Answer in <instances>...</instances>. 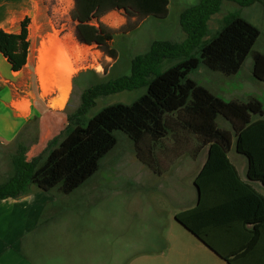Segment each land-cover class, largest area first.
<instances>
[{
    "label": "trees",
    "instance_id": "trees-1",
    "mask_svg": "<svg viewBox=\"0 0 264 264\" xmlns=\"http://www.w3.org/2000/svg\"><path fill=\"white\" fill-rule=\"evenodd\" d=\"M72 1L70 18L75 22L76 40L95 45L111 59L117 58V51L111 46L113 32L98 22L100 17L112 10H122L127 19L135 18L133 24L127 25L132 30L145 18H165L169 5V0ZM222 1L201 0L179 15L180 26L187 35L185 42L152 41L147 51L132 57L128 75L85 88L62 133L40 154L26 160V147L19 144L10 159L12 174L0 183V201L16 199L30 186L43 192L58 189L64 195L73 192L97 172L100 160L114 147V131L126 134L134 143L140 162L156 172H160L162 163L154 150L165 149L162 142L166 139L177 141L178 136L189 134L198 144L192 151L181 145L172 146L173 159L169 163L187 151L195 156L204 147L208 149L207 157L194 179L199 203L177 213L175 218L229 264L252 252L264 256V196L239 179L227 156L234 136L235 151L247 160V179L264 187V107L253 97L245 102L223 101L189 77L201 65L232 76L250 55L253 77L264 81V54L252 50L260 32L249 21L237 13H228L219 29L203 40L206 22L219 10ZM231 1L244 6L260 0ZM92 20L98 22L97 26ZM28 24L25 17L18 33L0 28V54L12 71H20L27 63ZM164 62L171 64L163 67ZM136 88L144 91L131 103L106 105L85 121L84 114L97 97ZM172 115L175 127L169 128L166 118ZM219 115L229 123L232 132L218 127ZM145 139L150 142L146 148L142 145ZM204 214L211 218L225 216L228 235L237 232L242 244L227 250L225 256L220 253L202 233ZM253 242L259 247L252 248Z\"/></svg>",
    "mask_w": 264,
    "mask_h": 264
},
{
    "label": "rangeland",
    "instance_id": "rangeland-1",
    "mask_svg": "<svg viewBox=\"0 0 264 264\" xmlns=\"http://www.w3.org/2000/svg\"><path fill=\"white\" fill-rule=\"evenodd\" d=\"M200 1L169 0L165 18H147L131 34H118L112 46L117 51L115 59L107 57L96 47H87L83 53L75 57H67L64 52L53 50L54 47L51 50L46 45H43L38 59L31 54L30 59L38 64V76L47 93L51 92L52 95L55 92L60 93L67 86L72 94L68 109L63 114L50 115L54 128L49 129L51 136L42 145L37 146V141L44 131L36 117L23 126L11 142L0 143V183L12 174L10 159L16 153L19 144L26 147L25 157L26 160H30L40 154L54 137L62 133L68 123V116L78 108L80 95L85 88L128 75L132 57L147 51L152 41L185 42L187 35L180 26L179 15ZM40 5L43 9L42 24H35L30 30V44L33 47L38 46L40 40L38 34H47L45 44L58 43L57 22L67 20L70 15L69 0H40ZM231 12L237 13L258 28L260 34L252 50L264 54V0L244 6L235 1L223 0L219 10L206 22L207 33L203 40L211 37L219 29L222 19ZM53 62L58 65L53 67ZM170 64L164 62L163 67ZM62 73L68 75V83L61 80ZM76 73L77 77L73 83L72 76ZM24 75L21 84L23 92L30 90L33 83L38 84L37 75L29 73L27 68ZM189 77L223 101L245 102L253 97L264 107V81L253 77L250 55L239 71L232 76H225L201 65L192 70ZM38 91L41 92L39 85ZM143 91V88H136L99 96L84 114V119L86 121L106 105L129 104ZM51 105L56 107L57 100L53 99ZM173 117L174 115L166 118L169 128L175 127ZM216 123L218 127L232 132L229 123L222 116L217 117ZM113 134L116 143L100 160L97 172L73 192L64 195L58 189L43 192L35 186H30L28 191L18 198L0 201V261L23 257L27 262L58 264L64 257L72 261L80 258L86 260L87 264L93 262L110 264L113 258L119 261L124 259L134 245H143L142 247L147 248L149 245L152 246L151 235L154 229L151 225H155L156 222L151 217H145L143 196L147 194L151 197L150 200L158 202L161 199L158 196L160 191L155 184L154 175L137 158L134 143L121 131H114ZM146 143L149 145L150 142L147 139L142 142L145 148ZM197 144L195 137L183 134L178 136L177 141H172L171 138L164 140L162 145L165 149L156 148L154 151L161 163H169L170 159H173L172 146L181 145L192 151ZM205 150L203 149L196 159H192L187 151L175 160V164L163 177L177 179L182 176L183 181H187L188 176L185 177V172L190 175L191 170L195 174L202 159L201 155L206 156ZM228 157L236 166L241 179L246 181V159L236 153L234 136ZM242 164L245 171L240 168ZM145 180L147 181L144 184ZM183 181L176 182V185L186 188ZM261 192L264 194V190ZM18 223L20 226L15 225ZM174 226L172 221H169L164 236L167 234L170 236L177 251L182 250L181 247H184V251L189 250L186 243L194 245V242Z\"/></svg>",
    "mask_w": 264,
    "mask_h": 264
},
{
    "label": "crops",
    "instance_id": "crops-1",
    "mask_svg": "<svg viewBox=\"0 0 264 264\" xmlns=\"http://www.w3.org/2000/svg\"><path fill=\"white\" fill-rule=\"evenodd\" d=\"M69 5L71 11L73 8L72 0H69ZM42 11L40 0H0V28L5 32L18 33L21 21L25 17L29 19V53L25 66L20 71H12L9 63L0 54V143L3 144L11 142L21 131L23 126L28 124L33 117H36L39 119L41 128L44 131L39 141H37V146L42 145V143L51 136L49 129L54 128V125L51 124L50 115L63 114L69 106L72 94L71 90H68L67 86H65V89L60 93L55 92L54 95H52L51 92L47 93L43 88L44 84H41L38 76V64L33 63L34 61L30 59L31 54L38 59L39 54L42 52L43 45H46V47L51 50L52 47H54L53 50L62 51L67 57L79 56L87 47L95 48V45H84L76 40L74 35L75 22L71 20L70 15L67 20L65 19L57 22V26H59L58 33L56 34L58 43L45 44L47 34H38L40 37L38 46L33 47L30 44V30L35 24H42ZM145 20H147V18L139 22L134 29L129 30L127 25L133 24L135 18L131 17L127 19L122 10H112L100 17L98 22L112 30L113 40L111 46H113L114 39L118 34H131ZM98 22L92 20L91 23L97 26ZM49 34L51 35L52 33ZM53 41L56 42L55 39H53ZM26 68L29 73L37 75L36 80L38 84L36 82L35 84L33 83V87H31L30 90L23 92L21 84L22 79L25 77L24 70ZM76 77L77 73L72 76V81L75 80ZM62 79L67 83L69 82V77L66 73H62L61 80ZM66 82L64 83L68 85ZM38 85L41 92L38 91ZM53 99L57 100L56 107H52L51 105ZM203 149H206V152L208 150L207 147H204L195 156L190 154V157L196 159ZM201 156L202 159L195 174L191 170L189 171L193 176H191L192 174L187 175L185 172V177L188 176V178H186L188 179L187 181H183L182 176L177 179L175 177H163L175 164V161L160 164V172L153 171L151 168L147 167L148 171H151L154 175L153 177H155V184L157 185L158 191H160L158 196L161 198L159 199L160 201L154 202L153 199L150 200L151 197L149 195L144 194L143 196V207L146 208L144 213L145 217H151L156 222L155 225H151V228L154 229L151 235L152 246L149 245L147 248V246L142 247L143 245H134L131 250L127 252L124 259L119 261L113 258L110 264H204L203 261L207 264L208 262L210 264H229L219 253L183 227L175 218L177 213L192 209L199 203L200 193L198 195L194 179L203 167L207 153L206 156ZM232 165L235 167L238 177L242 182L249 184L254 190L264 196L261 192L264 190V187L259 182L250 181L247 177L246 181H243L236 166L233 163ZM240 168L242 171H245L244 164H242ZM146 181L147 180H145L144 184ZM180 181H183L186 188H181L176 185V182ZM206 206H209V204H206ZM169 221H172L181 232L194 242V245L186 243L189 245V250L184 251V247H181L182 250L177 251L174 246L175 243H172L170 236L168 234L164 236V230ZM15 225L20 226L19 223ZM201 227L202 233L206 236L208 241L224 256L227 250L236 248L242 244L237 232H234V236L228 235V232L225 230V216H221V218H211L210 215L204 214ZM234 231L238 230L236 229ZM145 242H147L146 239ZM251 247L255 249L259 247V245L253 242ZM234 261L235 264H264V256H261L258 252H252L248 256L238 257ZM0 264H43V262H27L23 257H18L0 261ZM58 264H87V262L80 258L72 261V259L63 257ZM88 264L101 263L93 262Z\"/></svg>",
    "mask_w": 264,
    "mask_h": 264
},
{
    "label": "bare ground",
    "instance_id": "bare-ground-1",
    "mask_svg": "<svg viewBox=\"0 0 264 264\" xmlns=\"http://www.w3.org/2000/svg\"><path fill=\"white\" fill-rule=\"evenodd\" d=\"M58 64L56 62H53L52 66L56 67ZM70 73V72H69ZM70 76V75H69Z\"/></svg>",
    "mask_w": 264,
    "mask_h": 264
},
{
    "label": "water",
    "instance_id": "water-1",
    "mask_svg": "<svg viewBox=\"0 0 264 264\" xmlns=\"http://www.w3.org/2000/svg\"><path fill=\"white\" fill-rule=\"evenodd\" d=\"M196 189H197V193H198V195H199V189L196 187ZM181 224V223H180ZM182 225V224H181ZM183 226V225H182ZM184 227V226H183Z\"/></svg>",
    "mask_w": 264,
    "mask_h": 264
}]
</instances>
